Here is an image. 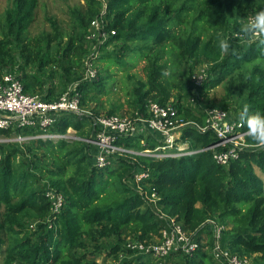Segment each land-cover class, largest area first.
Instances as JSON below:
<instances>
[{"label":"trees","instance_id":"trees-1","mask_svg":"<svg viewBox=\"0 0 264 264\" xmlns=\"http://www.w3.org/2000/svg\"><path fill=\"white\" fill-rule=\"evenodd\" d=\"M84 1L85 10L74 12L75 28L81 34L70 37L62 51V56L77 68L86 53L83 42L89 23L99 12L97 1ZM107 2L108 29L115 34L98 51L120 43L122 55L128 50L132 58L146 62V81L137 82L133 88L134 104L138 105L136 112L142 113L148 101L160 105L171 103L184 120L202 123L204 110L219 108L206 95L222 86L225 97L221 100V109L235 111L239 116L247 105L251 111L264 113V47L255 42L244 47L233 36L241 32L237 19L264 8V0ZM38 6L39 0H10L0 21V76L9 69L29 94L41 91L42 82L38 76L27 74L25 67L42 72L54 63L48 47L59 38L55 33L54 37H46L44 47L37 44L30 48L26 36ZM221 38L230 43L226 54L218 48ZM16 58L20 61L18 66H15ZM97 60L110 62L106 56ZM182 61L204 62L210 65V70L203 84L195 86L191 81L193 68H190L184 94L178 91L175 100L170 102L172 86L168 83L169 76L163 73L166 69L170 73ZM114 63L119 64L120 60ZM79 78L74 77L71 82ZM101 85L100 80L80 82L77 90L82 95L81 101L90 86ZM192 91L201 94L206 107L193 110L184 105L188 96L199 106L202 103ZM39 95L44 100L55 98L50 90ZM226 101H231L236 109H231ZM87 120L64 114L50 129L58 135H65L69 128L74 130L81 140L71 144L67 139L34 140L21 145L0 143V264H153L146 260L147 256L132 258L136 253L126 248L127 243L123 244L127 238L145 244L157 241L160 230L167 224L131 184L138 170L148 172L149 177L143 184L159 197L157 205L162 213L174 218L184 230L193 232L208 219L219 222L228 227L223 232V244L232 254L250 261L255 256L254 264H264V148L245 150L227 166L216 164L207 151L163 159L117 156L113 166L98 169L93 164V149L82 141L93 133L92 125L86 128ZM33 132L24 129L21 134ZM12 135L9 130H0V137ZM245 139L256 145L247 136ZM214 141L211 132L202 134L186 127L175 145L186 144L189 151H196ZM116 144L141 152L154 150L159 142L149 134L122 137ZM17 157L22 158L19 170L15 166ZM48 188L60 193L64 200L61 211L51 216L45 196ZM33 223H36L34 228H30ZM206 235L204 248L209 249L213 240L210 232ZM110 239L116 242L107 248L100 246L103 240ZM89 248L93 250L87 253ZM201 250L192 256L172 253L165 258H181L183 264H217L210 254ZM102 251L111 262L96 261Z\"/></svg>","mask_w":264,"mask_h":264},{"label":"built area","instance_id":"built-area-1","mask_svg":"<svg viewBox=\"0 0 264 264\" xmlns=\"http://www.w3.org/2000/svg\"><path fill=\"white\" fill-rule=\"evenodd\" d=\"M95 1L98 2L99 12L90 21L89 30L85 35L86 44L89 48L94 47L95 50L82 61L84 79L80 82L96 80L97 71L94 61L99 53L98 48L115 34L114 30L108 29L107 0ZM252 15H247L240 24L250 20ZM233 36L238 37L239 43L243 46L253 43L246 41L241 32L234 33ZM205 79L204 70L191 76V81L195 86H201ZM80 82L69 86L56 99L44 100L39 94L25 93L16 74L6 69L0 76V130H9L13 135L0 137V143L21 145L34 140L65 139L64 135L54 134L50 129L64 114H74L80 118L92 120L93 133L88 139L82 141L93 149L94 166L98 169L113 166L117 156L133 155L163 159L207 151L211 152L216 164L227 166L231 161L238 160L241 152L258 147L246 142V130L241 125L238 113L235 111L210 108L204 110L203 122L198 123L193 120H184L171 103L160 105L154 101H148L142 113L135 111L130 118L117 114L95 115L82 106V95L77 90ZM186 127H192L202 134L211 132L215 141L208 147L196 151H189L186 144L175 145L181 131ZM24 129L34 130V132L23 135L21 131ZM67 131H72V129L69 128ZM149 134L155 136L159 142L154 150L134 152L118 147L116 144L122 137H139ZM148 177L147 171L138 170L133 175L131 184L153 206L159 218L167 221V224L160 230V238L157 241L148 244L129 241L126 244L127 249L157 261L172 253L192 256L197 250H201V243H207L206 233L210 232L213 244L209 247V254L217 264H251L249 258L232 254L226 248L223 244L225 226L219 222L208 219L198 229L189 232L184 230L174 218L162 213L157 205L159 197L153 190L145 189V184H143ZM45 196L50 204L49 216L58 214L64 203L63 196L51 188L46 190ZM35 224L33 223L30 228H34ZM199 232L202 237L201 241L197 239Z\"/></svg>","mask_w":264,"mask_h":264},{"label":"rangeland","instance_id":"rangeland-1","mask_svg":"<svg viewBox=\"0 0 264 264\" xmlns=\"http://www.w3.org/2000/svg\"><path fill=\"white\" fill-rule=\"evenodd\" d=\"M9 3L10 0H0V21H2L3 11ZM80 10H85L84 0H39V6L35 13V20L26 36L30 42V48H34V46L37 44H41L40 46L44 47V41L46 37H54L53 34L55 33H57L59 38L50 42L48 47L49 57L55 60L54 63L49 64L42 72H38V70L34 67H25V72L27 74L35 75L41 78L42 90L36 91L37 94H43L46 93L47 90H50L52 96L56 98L66 91L69 86H72V84L80 82L82 79H84L82 62L77 68L75 67L74 63H72V61L62 56V51L69 38L76 37L75 34H81V30L75 28L76 20L74 18V12ZM244 19L245 17L237 20L242 22ZM83 43L84 48L86 49L84 58H86L93 50H95V48H89L85 41ZM120 46V43L111 44L105 50L98 53V56L94 61V67L97 70V78L93 82L100 80L102 85L100 87H96L99 88V90L93 86L89 87L87 90V95L83 97L82 101V106L85 110H90L91 112L98 114H107L108 112L113 111L118 115L128 118H130L131 115H133V113L137 110L138 105L134 104L135 97L133 94V88L136 86L137 82L146 81V62L136 57L132 58V52H128V50H125L124 55H122L123 53H120ZM15 55L17 56V52H15ZM101 56L108 57L110 62H99L97 59ZM116 59L120 60L119 64L114 63V60ZM15 62V66L20 65L18 58L15 59ZM199 63L194 64L193 62L182 61L177 66L172 68V71L168 74V83L170 86H172L171 94L173 96L172 99H170V102L175 100L174 96L178 91L184 94L190 68H193V74H199L202 70H204V73L207 77V71L210 70V65L204 62ZM70 65L72 66L71 69H69ZM101 67L105 70H100ZM77 76L80 77V80L72 83L71 79L74 77L76 78ZM191 94L195 98L202 100V103H200L199 106L192 96H190V98L188 96L184 101V105L186 107H189L193 110L197 109V107H206L203 103L204 99L201 94H199L197 91H192ZM224 97V90L222 86H218L215 89L210 90L206 95L207 100H209L210 103H214L215 107L219 108H221V100ZM226 102L229 104L231 109H236L231 101ZM89 125H92L91 119L86 121V128L89 127ZM64 136L65 139L68 140L69 144H71L73 141L81 140L79 134L74 130L67 131ZM21 162L22 158L17 157L15 159V166L18 168V170L22 169L20 165ZM256 172L259 173L258 171ZM29 180H31V178H29ZM42 184H45V182H42ZM225 230H228V227H225ZM199 238L201 241L202 237L200 234ZM115 242V240L111 239L103 240L100 243V246L107 248L108 245H112ZM128 242L129 238H127L123 244ZM204 245L205 243H201V251H205L209 254V249L204 248ZM92 250V248H89L87 253ZM139 256V254H135L132 258H137ZM254 257L255 256L251 257V264H254ZM92 258V256H88V259ZM125 259H131V257H125ZM146 260L152 262L153 264H164L165 262H177L178 264H183L181 258H175L173 256H169L168 258L158 261L147 257ZM1 261L2 260L0 256V263ZM96 261L98 263L103 261L111 262V259L105 258L104 252L102 251L100 255L97 256Z\"/></svg>","mask_w":264,"mask_h":264},{"label":"clouds","instance_id":"clouds-1","mask_svg":"<svg viewBox=\"0 0 264 264\" xmlns=\"http://www.w3.org/2000/svg\"><path fill=\"white\" fill-rule=\"evenodd\" d=\"M241 33L246 41L255 42L264 47V8L255 11L251 19L241 25ZM218 48L221 53H228L229 41L223 38L219 39ZM163 74L168 75V70L166 69ZM239 120L241 125L246 128L245 135L258 147L264 148V113L251 111L245 105L239 114Z\"/></svg>","mask_w":264,"mask_h":264}]
</instances>
